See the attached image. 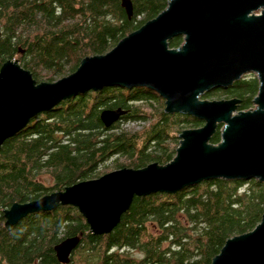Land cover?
<instances>
[{
	"label": "trees",
	"instance_id": "obj_1",
	"mask_svg": "<svg viewBox=\"0 0 264 264\" xmlns=\"http://www.w3.org/2000/svg\"><path fill=\"white\" fill-rule=\"evenodd\" d=\"M131 1L132 17L122 0H0V68L17 59L38 82L55 81L74 72L84 57L111 50L170 0ZM182 41L174 37L170 46ZM258 89L259 79L248 73L203 97H237L243 110L253 106ZM105 108L126 112L107 128ZM146 121L141 129L125 128ZM203 124L183 113L168 116L161 95L139 87L86 91L36 115L0 149V264H211L228 238L261 221L264 182L221 178L175 193L135 196L118 225L100 235L73 205L30 213L13 226L4 215L15 202L100 176L111 161L117 169L165 164L176 155L183 129ZM221 126L214 143L221 140ZM77 235L80 245L62 261L56 247Z\"/></svg>",
	"mask_w": 264,
	"mask_h": 264
},
{
	"label": "water",
	"instance_id": "obj_2",
	"mask_svg": "<svg viewBox=\"0 0 264 264\" xmlns=\"http://www.w3.org/2000/svg\"><path fill=\"white\" fill-rule=\"evenodd\" d=\"M122 5L132 17V1L122 0ZM177 36L182 43L171 47ZM248 73L259 79L254 107L240 110L237 97L203 98ZM106 86L156 91L168 116L183 113L204 124L183 129L169 162L118 168L30 202H15L5 210L6 225L30 213L73 205L91 232L100 235L118 225L135 196L175 193L221 178L264 182V0H170L111 50L84 57L74 72L55 81L38 82L19 60H7L0 68V149L39 113ZM125 112L105 108L101 119L108 128ZM220 125L221 140L214 143ZM81 241L77 235L56 247L62 261ZM211 264H264V212L254 229L228 238Z\"/></svg>",
	"mask_w": 264,
	"mask_h": 264
},
{
	"label": "rangeland",
	"instance_id": "obj_3",
	"mask_svg": "<svg viewBox=\"0 0 264 264\" xmlns=\"http://www.w3.org/2000/svg\"><path fill=\"white\" fill-rule=\"evenodd\" d=\"M68 74L69 73L64 74V75H60V76L56 77V80L59 79V78H61V77H63V76H66ZM224 98H229V97H227V95H225V94H218V95L214 94L211 97H207V99H210V100H213V99H224ZM141 105L144 108H148V106H150L148 103H142ZM254 106L255 105L253 104L252 107H254ZM148 122L149 121L141 122V123H126L125 124V128L132 129V130H138V129H141L144 125H148ZM195 127L196 126L187 125V127H185V128H195ZM116 169H117V166H116L115 162L111 161V162H109V168H107V169L105 167H102L101 168V171H103V173H101V175L104 174V173H106V172H109V171H112V170H116ZM105 170H106V172H104ZM95 178H97V176Z\"/></svg>",
	"mask_w": 264,
	"mask_h": 264
}]
</instances>
